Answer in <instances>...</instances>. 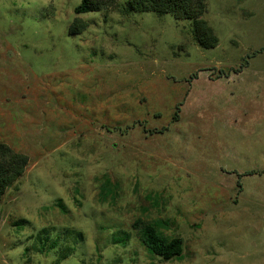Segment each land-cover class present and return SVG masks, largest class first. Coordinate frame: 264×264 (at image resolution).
I'll return each mask as SVG.
<instances>
[{
    "label": "rangeland",
    "instance_id": "obj_1",
    "mask_svg": "<svg viewBox=\"0 0 264 264\" xmlns=\"http://www.w3.org/2000/svg\"><path fill=\"white\" fill-rule=\"evenodd\" d=\"M80 2L0 0V143L29 160L0 264H264V0H205L212 49L192 20Z\"/></svg>",
    "mask_w": 264,
    "mask_h": 264
},
{
    "label": "trees",
    "instance_id": "obj_2",
    "mask_svg": "<svg viewBox=\"0 0 264 264\" xmlns=\"http://www.w3.org/2000/svg\"><path fill=\"white\" fill-rule=\"evenodd\" d=\"M116 3L117 0H81L74 8V12L80 15L107 10ZM128 5L129 9L135 12L172 14L178 19L192 20L196 39L202 47L212 49L218 44V38L212 28L203 19L206 13L205 0H128ZM87 27L85 21L76 18L69 32L71 35H78ZM174 120L177 118L175 117ZM28 162L26 155L16 153L8 145L0 143V203L6 191L24 175ZM113 190L110 179L106 178L101 189L103 200L112 196ZM162 226V222L159 221L147 224L139 219L134 223L133 228L149 254L166 261L180 258L183 253L182 238L165 239L160 232Z\"/></svg>",
    "mask_w": 264,
    "mask_h": 264
}]
</instances>
